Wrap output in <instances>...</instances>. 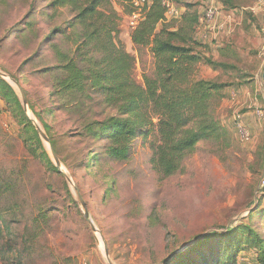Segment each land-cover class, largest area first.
<instances>
[{"label": "rangeland", "instance_id": "obj_1", "mask_svg": "<svg viewBox=\"0 0 264 264\" xmlns=\"http://www.w3.org/2000/svg\"><path fill=\"white\" fill-rule=\"evenodd\" d=\"M165 1L179 12L166 14L172 28L186 15L201 19L210 7L218 10L215 29L199 23L194 37L204 44L196 52L224 68L203 61L195 78L228 85L214 107L227 144L200 143L171 177L152 163L157 128L139 135L130 160H111L105 140L84 131L89 122L116 115L104 96L91 92L74 100L53 93L60 63L53 45L75 49L66 38L73 12L52 11L46 0H0V77L14 91L10 100L0 96V210L9 229L0 226V264H167L180 255L189 261L208 252L213 242L197 245L209 236L242 228L264 243V9L256 8L258 0ZM115 7L122 17L119 39L137 57L134 78L143 85L154 58L148 50L138 55L131 40L143 6L116 1ZM55 29L65 33L51 37ZM258 259L259 251L247 246L237 263Z\"/></svg>", "mask_w": 264, "mask_h": 264}, {"label": "trees", "instance_id": "obj_2", "mask_svg": "<svg viewBox=\"0 0 264 264\" xmlns=\"http://www.w3.org/2000/svg\"><path fill=\"white\" fill-rule=\"evenodd\" d=\"M46 1L52 11L70 9L74 14L67 23L72 34L66 38L73 41L75 49L65 51L53 45L60 62L53 93L74 100L90 98L91 92L104 96L116 115L102 122H89L84 131L96 142L100 138L105 140L111 160H130L136 139L141 133L150 136L152 128H157L152 163L164 177L180 173L184 161L202 142L225 147L228 131L214 115V107L223 100L228 85L195 78L196 69L203 61L224 68L196 52L204 45L194 37L199 16L186 15L178 28H172L164 0H152L149 6L145 5L144 16L131 35L138 55L148 50L154 58V72L145 75L141 85L134 78L137 57L128 53L119 39L122 17L115 7L116 1L134 7V0ZM58 33L65 30L55 29L50 36ZM10 94L14 95L12 87L0 77V96L10 100ZM15 104L21 107L20 102ZM22 116L24 123L31 126L23 110ZM3 197L0 190V202ZM2 225L9 232L0 210ZM214 236L197 245L213 242L200 258L185 261L187 255H180L167 264H238V254L247 246L259 251V264H264V243L258 235L242 228L240 233L230 231ZM221 237H224L222 243L216 246L220 240H215Z\"/></svg>", "mask_w": 264, "mask_h": 264}, {"label": "built area", "instance_id": "obj_3", "mask_svg": "<svg viewBox=\"0 0 264 264\" xmlns=\"http://www.w3.org/2000/svg\"><path fill=\"white\" fill-rule=\"evenodd\" d=\"M146 2H147L146 0H143V1L142 0L141 1L140 0H134L133 5H135L136 8H140V7L142 8V6H143V9H144ZM163 5L167 10L166 14L168 16H172V17H175L176 15L179 16V12H177V8L173 4L164 0ZM256 8H263L264 9V0H258L257 4H256ZM217 13H218L217 9H215L214 7H210L205 12L203 18L200 19L199 23L201 25H209L212 29H215L214 28V22H215V19L217 17ZM133 25L135 27L138 24H137V22H135V23H133ZM262 31L264 33V18H263V24H262Z\"/></svg>", "mask_w": 264, "mask_h": 264}, {"label": "water", "instance_id": "obj_4", "mask_svg": "<svg viewBox=\"0 0 264 264\" xmlns=\"http://www.w3.org/2000/svg\"><path fill=\"white\" fill-rule=\"evenodd\" d=\"M0 76H1V77H5V75L2 74V73H0ZM11 81H12L13 83H16V84H17V82H16L15 80L11 79ZM21 93H22V96H23L24 99H25V100H24V107H25V109H27V102H26V98H25V93H24V91H23L22 89H21ZM36 128L38 129V132L40 133L41 137H42L43 139H45L46 141H48V137H47V135H45V134L41 131V129L39 128L38 125H36ZM53 155H54V158H55V161H56L57 165H59L60 162H59V160H58V158H57V155H56V153H55L54 151H53ZM74 191L76 192V194H77V196H78V198H79V201H80V203H81V205H82V207H83V209H84L85 219L88 221V223H89V225L91 226V228H92L93 231H98V229L96 228V226L94 225V223H93V221H92V219H91V217H90L89 211H88V209L86 208V204L84 203L83 198H82V195L80 194L78 188H77V187H74ZM106 252L108 253L107 248H106ZM109 262H110V260H109ZM110 264H111V262H110Z\"/></svg>", "mask_w": 264, "mask_h": 264}]
</instances>
